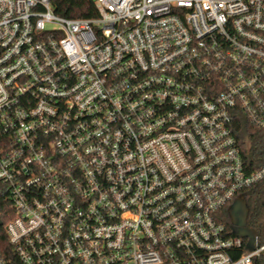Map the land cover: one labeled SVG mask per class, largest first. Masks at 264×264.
I'll list each match as a JSON object with an SVG mask.
<instances>
[{
    "label": "built area",
    "instance_id": "2783aa9c",
    "mask_svg": "<svg viewBox=\"0 0 264 264\" xmlns=\"http://www.w3.org/2000/svg\"><path fill=\"white\" fill-rule=\"evenodd\" d=\"M95 2L0 0V264H253L264 0Z\"/></svg>",
    "mask_w": 264,
    "mask_h": 264
},
{
    "label": "trees",
    "instance_id": "16d2710c",
    "mask_svg": "<svg viewBox=\"0 0 264 264\" xmlns=\"http://www.w3.org/2000/svg\"><path fill=\"white\" fill-rule=\"evenodd\" d=\"M51 4L56 14L68 18L91 19L98 15L95 0H51ZM235 129L243 159L249 169L264 165V131L252 126L245 118L237 120ZM242 195L248 209L244 228L256 232L264 241V180L251 185ZM225 218L231 225V214L226 212ZM253 264H264V254L255 258Z\"/></svg>",
    "mask_w": 264,
    "mask_h": 264
},
{
    "label": "water",
    "instance_id": "95a60500",
    "mask_svg": "<svg viewBox=\"0 0 264 264\" xmlns=\"http://www.w3.org/2000/svg\"><path fill=\"white\" fill-rule=\"evenodd\" d=\"M243 202V205H244V211H243V214H244V222H245V220H246V218H247V213H248V209H247V205H246V203H245V199H244V197L243 196H240L238 199H237V202H236V204L234 205V207L233 208H231L230 209V214H231V222H232V224L234 225L235 224V221H234V214H232L238 207H239V205L241 204ZM2 223V221H0V224ZM236 225V224H235ZM239 232H240V234L241 235H243V236H247L248 234H249V231H246L245 230V228H243V229H239L238 230Z\"/></svg>",
    "mask_w": 264,
    "mask_h": 264
},
{
    "label": "flooded vegetation",
    "instance_id": "af4514ba",
    "mask_svg": "<svg viewBox=\"0 0 264 264\" xmlns=\"http://www.w3.org/2000/svg\"><path fill=\"white\" fill-rule=\"evenodd\" d=\"M245 203H246V201H245ZM243 208H244V205L242 202L239 205V207L232 213V214H234V221H235V224L238 228H244L245 223H246V220L244 222V214H243L244 209Z\"/></svg>",
    "mask_w": 264,
    "mask_h": 264
}]
</instances>
